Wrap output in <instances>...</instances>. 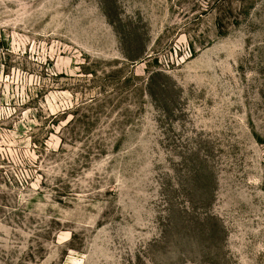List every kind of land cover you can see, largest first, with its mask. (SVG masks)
Returning <instances> with one entry per match:
<instances>
[{"label": "rangeland", "instance_id": "1", "mask_svg": "<svg viewBox=\"0 0 264 264\" xmlns=\"http://www.w3.org/2000/svg\"><path fill=\"white\" fill-rule=\"evenodd\" d=\"M0 264H264V0H0Z\"/></svg>", "mask_w": 264, "mask_h": 264}, {"label": "trees", "instance_id": "2", "mask_svg": "<svg viewBox=\"0 0 264 264\" xmlns=\"http://www.w3.org/2000/svg\"><path fill=\"white\" fill-rule=\"evenodd\" d=\"M158 76H160V75H158Z\"/></svg>", "mask_w": 264, "mask_h": 264}]
</instances>
